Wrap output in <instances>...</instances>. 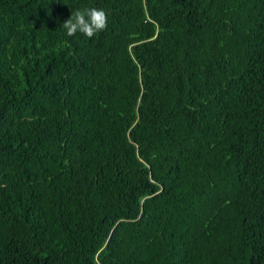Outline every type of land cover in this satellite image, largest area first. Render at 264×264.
<instances>
[{
  "label": "trees",
  "instance_id": "1",
  "mask_svg": "<svg viewBox=\"0 0 264 264\" xmlns=\"http://www.w3.org/2000/svg\"><path fill=\"white\" fill-rule=\"evenodd\" d=\"M0 264H264V0H0Z\"/></svg>",
  "mask_w": 264,
  "mask_h": 264
},
{
  "label": "clouds",
  "instance_id": "2",
  "mask_svg": "<svg viewBox=\"0 0 264 264\" xmlns=\"http://www.w3.org/2000/svg\"><path fill=\"white\" fill-rule=\"evenodd\" d=\"M107 24L108 13L103 9L92 6L75 9L61 26L66 30V35L69 37L80 33L88 38H92L97 33L105 30Z\"/></svg>",
  "mask_w": 264,
  "mask_h": 264
}]
</instances>
